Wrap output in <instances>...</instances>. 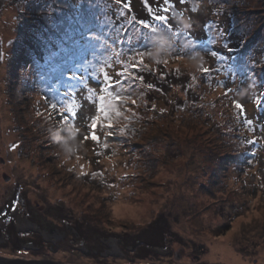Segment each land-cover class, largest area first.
I'll return each instance as SVG.
<instances>
[{
	"label": "rangeland",
	"instance_id": "1",
	"mask_svg": "<svg viewBox=\"0 0 264 264\" xmlns=\"http://www.w3.org/2000/svg\"><path fill=\"white\" fill-rule=\"evenodd\" d=\"M104 1L71 0L64 16L63 0H0V241L17 235L15 222L22 226L17 216L37 229L18 249L29 251L32 238L39 236L41 253L60 264H264V105L256 102L250 81L251 74L257 79L264 73V0H191L189 6L168 0L186 9L194 34L208 14L229 13L234 34L228 54L202 46L191 50L184 40L179 42L181 59L172 47L158 43L142 48L144 54L151 52L143 70L153 81L160 84L165 73L179 80L166 90L137 81L132 93L137 105L127 104L136 116L130 122L119 118V126L126 125L123 136L105 137L98 129L104 139L97 145L83 141L92 105L85 103L80 118L69 125L58 117L47 119V102L56 100L41 91L33 73L38 48L46 46L45 53H51L52 45L72 34L68 30L75 23L58 20L79 5ZM141 1L128 3L140 7ZM212 1L215 5L208 7ZM51 4L49 18H40L38 11ZM32 13L37 19L29 18ZM107 27H96L93 38L88 36V72L78 74L82 86L97 85L94 72L115 51L105 46ZM23 46L31 63L17 61ZM189 52L195 61L185 55ZM201 64L219 69L209 76L215 83L204 81L208 76L198 70ZM233 100L245 108L239 120ZM159 216L168 225L165 237L159 225L146 227ZM38 227L50 228L58 238L47 240ZM214 249L241 261L228 262ZM0 254L8 251L0 248Z\"/></svg>",
	"mask_w": 264,
	"mask_h": 264
},
{
	"label": "trees",
	"instance_id": "2",
	"mask_svg": "<svg viewBox=\"0 0 264 264\" xmlns=\"http://www.w3.org/2000/svg\"><path fill=\"white\" fill-rule=\"evenodd\" d=\"M70 1L71 0H63L64 8L62 12L64 16H66L64 10L66 8H70ZM129 1L131 2V0H127L125 1L127 3H123V0H105V4L100 3L97 5L91 3L89 6L79 5L77 8H74L73 10L71 9L70 15L68 17L58 20V24L63 20L67 22L73 21L75 26H72V28L68 30V32L70 31L72 33L71 35L59 39L58 43L51 46V53H47L49 55L45 53L48 50L46 46L45 49L39 47L36 51V59L34 58V60L35 67H37H34V70H36L34 71L33 76L34 82L40 87L43 93L47 91L48 94L53 95L52 100H57L63 93L73 92L74 89L78 91L80 88L84 87L82 84H80L78 74L80 73L83 75L84 72H88L85 62L88 60V51L92 46L91 42L87 40L88 36L92 34L90 37L93 38V32L97 31L95 30L96 27L108 26L106 32L107 35L105 36V46H110L114 50H123L127 48V45L124 43H117V41L125 39V37L119 35V31L121 30L120 25L125 23V21L128 19H131L133 22L144 21L145 23L156 24L157 21L153 19L155 15H164L169 17L167 23L168 29H170V31L162 30L156 33V36L158 37V41L156 43H158V46L163 49L170 47V42L179 44L180 40H184L191 50H193L195 47L202 46L209 47L213 52L224 57L228 54V51L226 52V50H228L229 46L231 45L229 38L234 34L231 31L232 28L231 30L229 29L230 26L233 27V17H231L229 13L220 15H217L216 13L208 14L207 17L200 22V26L197 31L199 33L194 34L192 25L188 23L189 20L187 18L188 15L186 9L181 8L182 6H189L188 3L193 5L191 0H184V3L181 7L175 2L168 1L167 4H163L162 1L159 0H142L140 7L139 5L138 7L135 5V7L129 4ZM53 3H55L59 9L58 3L56 1ZM52 4L45 6L44 9L38 11L40 18L44 20L49 18L47 9L51 7ZM119 5L122 6L119 7ZM125 5H127V7H125ZM212 5H215L213 1L211 3L209 2V5L207 6L211 7ZM165 7L169 9L168 12L163 11ZM77 11L78 13L74 14ZM211 11H214L213 8ZM121 13H123V15H121ZM31 17L37 19L36 14L32 13L29 18ZM104 22L105 24H103ZM55 23H57V21ZM190 26L191 29L189 28ZM141 31H143V29H141ZM86 32H88L87 35ZM225 35H227V39H225L226 43L223 44L222 40H224ZM170 38H173L172 41H168ZM237 42L241 44L239 40ZM156 43L148 44L147 48L150 47V50L156 45ZM150 55L151 52H145L144 60L146 61V56ZM32 58L33 57L27 53L24 46L17 54V61H21L22 63H29ZM106 70L110 75L113 74V69L109 68ZM121 70L122 69L115 67V71ZM130 71L134 75L138 74L139 76L143 77V79L140 80L141 83L146 82L150 84H157L155 81H153V78L151 77L152 74L150 72H146L143 69H141L138 73H136V69H130ZM94 75L97 77L98 73L94 72ZM212 75L213 73H211L210 76ZM164 76V81H162L160 84H157L161 90H166L169 86H171L173 81L179 80V76H171L170 74L166 73ZM73 77H76V79H72ZM149 78L151 82H149ZM182 78L183 77L180 79ZM203 79L205 82L207 81L209 83H215L212 77H203ZM250 79V81L254 82L257 89L258 97H256V102L258 101L260 105H264V73H261L260 77L257 79L253 74H251ZM184 80H187V77H184L183 81ZM217 82L219 81L217 80ZM70 84L73 86V88H69ZM136 89L137 88H135V90ZM103 139L104 138L101 137V140ZM152 224L159 225L161 234L164 235H162V237H165L167 234L165 230L167 228V224L164 219L159 216L154 221H151L149 224H147L146 227ZM129 237V240H131L133 236Z\"/></svg>",
	"mask_w": 264,
	"mask_h": 264
},
{
	"label": "snow or ice",
	"instance_id": "3",
	"mask_svg": "<svg viewBox=\"0 0 264 264\" xmlns=\"http://www.w3.org/2000/svg\"><path fill=\"white\" fill-rule=\"evenodd\" d=\"M180 2L184 3V0H180ZM164 3L167 4L168 0H164ZM125 7H127V5H125ZM163 11L168 12L169 9L165 7ZM121 15H123V13H121ZM153 19L157 21L156 24H149L144 21L133 22L131 19L121 24L119 35L125 37V39L117 41V43H124L127 45V48L112 51L111 55L101 62L100 67L96 69L98 72V76L96 77L98 84L95 86L85 85L83 89L79 90V98H76L74 93L77 90L74 89L73 92L63 93L55 102H47L48 108H46V118L55 121L58 117L60 123L64 125L72 124L76 119L80 118V109L87 103L94 108V114L87 118V134L83 137L84 142L91 141L94 144L100 145L101 136L98 134V129H104L103 135L105 137L123 136L126 131V125L125 127H120L119 118L123 117L124 121L130 122L131 119L136 116V113L131 111V109L127 107V104L130 101L133 107L137 105V99L132 98V93H134L136 87H139L137 81L143 79V77L138 74L134 75L130 69L139 71L146 68L147 66L144 64V52L141 51V49L147 50L148 44H154L158 41V37L156 36L157 32L162 30L170 31L167 23L169 17L155 15ZM141 29H143V31H141ZM172 39L173 38H170V41ZM170 47L174 49L176 59H181L180 45L170 42ZM129 53L132 55H128ZM185 55L189 56L193 61L196 60V56L190 52L185 53ZM113 57H115V59H113ZM2 58L3 53H0V59ZM164 63L167 64L168 61L166 60ZM116 66H119L122 70L115 71ZM109 68L113 69V74L111 75L106 70ZM198 70L201 72L202 76H210L213 71H219V69L205 67L202 64L198 66ZM72 79H76V77ZM196 79L195 76L191 77V81H195ZM80 83L83 84V81L81 80ZM188 86L193 87L191 82H189ZM220 86L223 87L222 84ZM148 87L151 89L152 85H148ZM69 88H73V86L70 84ZM230 92L231 89H228L223 95L227 97ZM232 106L236 110L238 120L241 117H245L246 113L243 104L233 100ZM36 115L38 117L44 116V114L39 111L36 112ZM243 123L251 125L252 122L244 119ZM76 131H78V129L73 131V136L76 134ZM53 137L56 140L60 139L57 133H53ZM249 143H254V141H249ZM13 147L16 146L13 145ZM102 147L107 149L108 144L105 143ZM69 151H71V149H69ZM95 155L100 157L102 153L95 152ZM106 158L111 159V156H107ZM80 172L81 175H86L83 166L80 167ZM92 175L100 176L101 173L94 172ZM121 179H123V177H121Z\"/></svg>",
	"mask_w": 264,
	"mask_h": 264
},
{
	"label": "flooded vegetation",
	"instance_id": "4",
	"mask_svg": "<svg viewBox=\"0 0 264 264\" xmlns=\"http://www.w3.org/2000/svg\"><path fill=\"white\" fill-rule=\"evenodd\" d=\"M4 205V204H3ZM2 205V206H3ZM2 206L0 207V208H2ZM14 215V214H13ZM14 216H16V215H14ZM19 216V215H18ZM16 221H19V219L17 218V216H16ZM1 225L3 226L4 224H2L1 223ZM49 226V224L48 223H45V226ZM42 226V225H41ZM15 229H14V231L16 232V234L17 235H15V237H13V239H5V238H3V239H1V241H0V245H2V246H0V248H3V249H6L7 251H8V254L7 255H1L0 254V258H4V259H7V260H12V259H17V260H27V261H29V260H46V259H48V256H44L42 253H41V251H42V248H43V245H42V240H40V237L39 236H36V237H34V238H32V240H31V245H28L27 247H29V249L28 248H26V249H28L29 251H20L19 249H18V244L19 243H25V242H27L28 240L26 239L27 238V234L28 233H31L33 230H37L36 229V227L33 225V224H31V223H28V222H26L25 221V223H23V225L22 226H20V227H18L17 225H16V222H15ZM5 228V227H4ZM38 229H39V231H40V233H42V235L47 239V240H49V239H52V237H54L55 235H54V233H52V234H50V232H51V230H50V228H47V229H44V231H41L40 229L41 228H39L38 227ZM56 233H59L57 230H56ZM55 237H57L58 238V236L56 235ZM37 238V239H36ZM3 241V242H2ZM41 241V242H40ZM10 243V246H8L7 245V243ZM29 242V241H28ZM21 252H23V253H25L26 255L29 253V257H18V253H21ZM48 261H51V262H54L53 260H49L48 259ZM54 263H57V262H54ZM58 264H60V263H58Z\"/></svg>",
	"mask_w": 264,
	"mask_h": 264
},
{
	"label": "bare ground",
	"instance_id": "5",
	"mask_svg": "<svg viewBox=\"0 0 264 264\" xmlns=\"http://www.w3.org/2000/svg\"><path fill=\"white\" fill-rule=\"evenodd\" d=\"M19 217V216H18ZM19 222H20V224H22L23 225V223H25V221L22 219V218H20L19 217ZM110 245L112 246H114V249H118V244H117V242L116 241H111L110 242ZM214 251L216 252H220V256H222L224 259H226L228 262H235V261H238V262H240L241 261V259L239 258V256H235V255H233V254H231V253H226L225 252V250H223V249H214Z\"/></svg>",
	"mask_w": 264,
	"mask_h": 264
},
{
	"label": "water",
	"instance_id": "6",
	"mask_svg": "<svg viewBox=\"0 0 264 264\" xmlns=\"http://www.w3.org/2000/svg\"><path fill=\"white\" fill-rule=\"evenodd\" d=\"M110 240H112V238H110ZM0 264H58V263H54L48 260H29V261L26 260L25 261V260H17V259L7 260L4 258H0Z\"/></svg>",
	"mask_w": 264,
	"mask_h": 264
},
{
	"label": "clouds",
	"instance_id": "7",
	"mask_svg": "<svg viewBox=\"0 0 264 264\" xmlns=\"http://www.w3.org/2000/svg\"><path fill=\"white\" fill-rule=\"evenodd\" d=\"M53 139H55V138L53 137Z\"/></svg>",
	"mask_w": 264,
	"mask_h": 264
}]
</instances>
